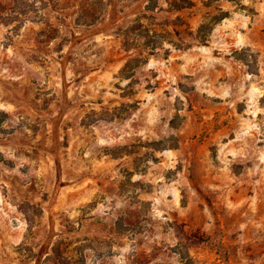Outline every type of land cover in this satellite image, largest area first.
<instances>
[{
    "label": "rangeland",
    "instance_id": "374dc122",
    "mask_svg": "<svg viewBox=\"0 0 264 264\" xmlns=\"http://www.w3.org/2000/svg\"><path fill=\"white\" fill-rule=\"evenodd\" d=\"M264 264V0H0V264Z\"/></svg>",
    "mask_w": 264,
    "mask_h": 264
},
{
    "label": "trees",
    "instance_id": "16d2710c",
    "mask_svg": "<svg viewBox=\"0 0 264 264\" xmlns=\"http://www.w3.org/2000/svg\"><path fill=\"white\" fill-rule=\"evenodd\" d=\"M181 263L183 264H193V260L189 253L186 255L181 256Z\"/></svg>",
    "mask_w": 264,
    "mask_h": 264
}]
</instances>
